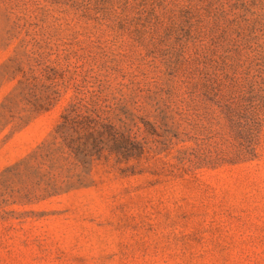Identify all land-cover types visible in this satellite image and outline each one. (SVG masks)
Wrapping results in <instances>:
<instances>
[{
    "label": "rangeland",
    "instance_id": "374dc122",
    "mask_svg": "<svg viewBox=\"0 0 264 264\" xmlns=\"http://www.w3.org/2000/svg\"><path fill=\"white\" fill-rule=\"evenodd\" d=\"M0 264H264V0H0Z\"/></svg>",
    "mask_w": 264,
    "mask_h": 264
}]
</instances>
